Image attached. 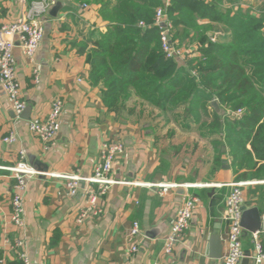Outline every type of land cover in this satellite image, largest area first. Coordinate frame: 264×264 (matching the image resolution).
Masks as SVG:
<instances>
[{"label": "crops", "instance_id": "obj_1", "mask_svg": "<svg viewBox=\"0 0 264 264\" xmlns=\"http://www.w3.org/2000/svg\"><path fill=\"white\" fill-rule=\"evenodd\" d=\"M60 1L64 6L58 16L45 17L44 36L35 56L37 82L33 81L32 65L20 49L13 51L21 96L25 109L31 110L27 119L23 112L16 116L0 88V257L5 259L4 264H20L5 242V238L12 242L20 233L31 264H221L220 259L210 257L208 246L210 236L216 232L222 253L226 248L227 184L251 182L243 187L246 208L257 207L264 221V172L258 169L264 161L254 169H238L228 145H214L218 135L202 138L192 125L190 130L174 126L171 140L175 151L170 153L164 144L169 138L157 142L150 123L132 124L107 111L100 99L102 84H91L85 54L78 46L89 28H104L98 5L92 3L88 9H81L79 0ZM23 9L19 0H0L3 22L15 19ZM56 98L63 101L60 128L54 145L45 150L29 131L28 121L44 118ZM220 107L224 110L219 118L223 123L230 111ZM9 132L17 135L13 143L2 140ZM108 139L124 145L111 177L130 183L112 185L100 202L102 213L76 223L85 199L82 193L68 196L64 180L56 175L89 176L98 160L99 145ZM20 149L39 174L27 185L25 226L18 232L9 220L14 180L7 168L16 164ZM252 160H257L254 155ZM158 183L177 186L160 194L161 189L155 186ZM189 196L197 197L201 203L173 254L164 255L162 240L177 208ZM133 221L141 229L136 252H131L134 243L128 237ZM257 240L264 251V229ZM242 246L245 254L254 252L251 233L246 230Z\"/></svg>", "mask_w": 264, "mask_h": 264}, {"label": "trees", "instance_id": "obj_2", "mask_svg": "<svg viewBox=\"0 0 264 264\" xmlns=\"http://www.w3.org/2000/svg\"><path fill=\"white\" fill-rule=\"evenodd\" d=\"M79 1L97 4L104 22L103 30L89 28L78 46L91 84H102L107 111L132 124L150 123L157 142L172 139L174 126L196 125L202 138L223 134L214 145L225 142L238 169L264 161V7L257 15L234 10L242 0H170L171 39L186 49L181 63L161 49L154 20L162 0ZM213 99L230 112L241 110L240 117L228 114L221 123ZM258 169L264 172V163Z\"/></svg>", "mask_w": 264, "mask_h": 264}, {"label": "built area", "instance_id": "obj_3", "mask_svg": "<svg viewBox=\"0 0 264 264\" xmlns=\"http://www.w3.org/2000/svg\"><path fill=\"white\" fill-rule=\"evenodd\" d=\"M24 9L21 14L7 22L2 21L0 13V88L5 93L10 109L19 116L26 108V102L22 99L20 84L15 72V58L13 51L20 49L22 55L32 65L33 81L37 82L39 70L36 65L35 56L44 36V22L47 9L55 3V0H19ZM170 5V0H162V6L155 12L154 24L159 27V40L161 49L167 58L184 61L186 50L180 48L172 42V25L167 18L166 8ZM85 3L80 4L81 9H88ZM140 25H143L140 23ZM215 35L212 37L214 41ZM192 74L196 73L192 71ZM63 109V101L56 98L52 101L50 110L44 118L33 117L28 121V129L43 144V148L48 150L56 140V135L60 128V116ZM241 110L237 111L241 113ZM2 140L6 143H13L17 140L15 132H9ZM98 160L92 173L89 176L78 174L56 175L64 180L66 193L70 197H75L79 193L85 199V204L80 208L75 222L81 223L89 216L102 213L100 202L107 195L109 189L114 184H129L127 181L115 180L111 177L114 164L118 155L124 151L123 142L108 139L99 145ZM11 172L14 180L10 199L9 220L18 232L25 226V192L29 181L37 176L39 172L31 167L25 160V152L19 150V159L12 167L7 168ZM251 182H234L227 184L230 187L225 196V219L227 221V241L226 248L221 255V264H240L247 255L249 264H264V251L257 240L259 232L251 233L254 242V252L245 254L242 246V236L245 229L241 226V217L246 208L243 187ZM161 189L160 194L165 193L168 188L176 187V183H158L155 185ZM197 197L189 196L183 204L177 208L175 216L170 223L169 230L162 240V252L171 256L176 245L180 242L186 229L193 218L194 210L200 205ZM129 239L134 243L130 250L137 251V238L141 237V229L137 221H133L128 233ZM15 260L21 264H31L27 251L24 236L20 233L10 242L5 238ZM5 259L0 257V264H4ZM160 264V263H154Z\"/></svg>", "mask_w": 264, "mask_h": 264}, {"label": "water", "instance_id": "obj_4", "mask_svg": "<svg viewBox=\"0 0 264 264\" xmlns=\"http://www.w3.org/2000/svg\"><path fill=\"white\" fill-rule=\"evenodd\" d=\"M64 4L60 0H55V3L47 9V15L50 17H57L59 11L63 8ZM209 105L215 110L219 118H221L224 110L220 107L218 101L213 99ZM224 107V106H223ZM30 109L27 108L23 111V117L28 118ZM230 114H232L230 112ZM241 226L250 233L260 232L264 229V221L261 218L260 211L257 207L245 208L241 217ZM208 252L213 259H220L222 255V244L218 233H213L209 238ZM240 264H249L248 256L246 255L240 262Z\"/></svg>", "mask_w": 264, "mask_h": 264}, {"label": "rangeland", "instance_id": "obj_5", "mask_svg": "<svg viewBox=\"0 0 264 264\" xmlns=\"http://www.w3.org/2000/svg\"><path fill=\"white\" fill-rule=\"evenodd\" d=\"M224 6L227 7V8H230L231 5L225 3ZM239 6H241L242 9H249L252 13L259 15L263 11L262 8L264 7V0H242L240 5H238V4L234 5V10H237L239 8ZM217 33H219V32H217V30H216V31H214L213 34H215V36H216ZM208 34H209V36L212 35L211 32H209ZM241 113H238L237 115L240 116ZM146 124H148V123H146ZM170 127H172V125L170 123L168 125H166L162 134L165 135V133L167 131V128H170ZM193 127L196 128V125L193 126ZM178 141L179 142L181 141V135L178 136ZM164 144L167 146V148L166 147L165 148L168 151H170V149H171L170 153L175 151V147L172 145V140L171 139H168V141H165ZM180 144L181 143H178V146H180Z\"/></svg>", "mask_w": 264, "mask_h": 264}]
</instances>
